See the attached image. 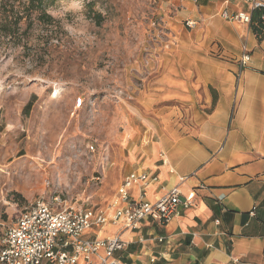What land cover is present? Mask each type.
<instances>
[{"label": "rangeland", "instance_id": "obj_1", "mask_svg": "<svg viewBox=\"0 0 264 264\" xmlns=\"http://www.w3.org/2000/svg\"><path fill=\"white\" fill-rule=\"evenodd\" d=\"M47 10L54 26L35 25L27 45L9 44L0 57V239L37 198L106 210L131 172L135 132L142 138L145 120L159 121L148 97L153 65L173 40L174 3L53 0ZM50 30L52 45L33 61ZM102 228L114 231L92 234Z\"/></svg>", "mask_w": 264, "mask_h": 264}, {"label": "crops", "instance_id": "obj_2", "mask_svg": "<svg viewBox=\"0 0 264 264\" xmlns=\"http://www.w3.org/2000/svg\"><path fill=\"white\" fill-rule=\"evenodd\" d=\"M170 1L173 40L148 97L159 121L145 120L142 138L131 129L140 139L131 172L158 175L149 200L177 186L195 190L193 205L165 225L107 223L114 231L88 235H119L125 264H264V30L258 37L252 24L221 17L248 11L241 0ZM243 47L250 60L240 69Z\"/></svg>", "mask_w": 264, "mask_h": 264}, {"label": "built area", "instance_id": "obj_3", "mask_svg": "<svg viewBox=\"0 0 264 264\" xmlns=\"http://www.w3.org/2000/svg\"><path fill=\"white\" fill-rule=\"evenodd\" d=\"M229 1L224 0L226 3ZM241 1L248 5V11L228 12L224 9L221 17L251 24L252 13L264 9V0ZM261 18L264 20V14ZM193 24L192 21H185L186 26ZM249 60L250 54L243 47L240 69ZM83 103V98L79 96L74 107L79 108ZM157 181V174L128 172L106 210L70 205L63 207L58 197H53L52 202L35 199L1 236L0 264H125L116 255L128 245L119 235L98 237L88 234L107 223H120L124 229H136L141 221L151 219L165 225L180 214L181 208L193 205L195 190L182 194L177 186L149 200L147 188ZM199 187L203 188L204 185L200 184ZM134 188H137L135 194Z\"/></svg>", "mask_w": 264, "mask_h": 264}, {"label": "trees", "instance_id": "obj_4", "mask_svg": "<svg viewBox=\"0 0 264 264\" xmlns=\"http://www.w3.org/2000/svg\"><path fill=\"white\" fill-rule=\"evenodd\" d=\"M53 0H0V57H6L5 50L12 46L13 48L27 45L29 41V31L35 25L41 27L54 26V19L47 10V5ZM91 3V2H90ZM92 9V3L87 4ZM264 9L255 10L252 13V31L260 37L264 30V20L261 15ZM97 20L101 19L100 14H94ZM54 31L46 32L42 41L35 46L33 61L41 62L44 55L52 45L51 40Z\"/></svg>", "mask_w": 264, "mask_h": 264}, {"label": "bare ground", "instance_id": "obj_5", "mask_svg": "<svg viewBox=\"0 0 264 264\" xmlns=\"http://www.w3.org/2000/svg\"><path fill=\"white\" fill-rule=\"evenodd\" d=\"M54 96H56V92H54V93L52 94V97H54Z\"/></svg>", "mask_w": 264, "mask_h": 264}]
</instances>
